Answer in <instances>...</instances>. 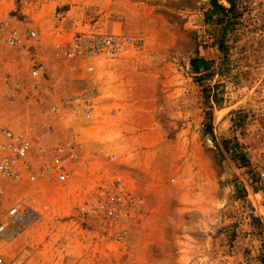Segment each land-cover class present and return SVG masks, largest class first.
<instances>
[{
  "label": "rangeland",
  "instance_id": "1",
  "mask_svg": "<svg viewBox=\"0 0 264 264\" xmlns=\"http://www.w3.org/2000/svg\"><path fill=\"white\" fill-rule=\"evenodd\" d=\"M217 1L10 0L1 8V19L38 31L35 51L51 64L55 44L68 47L78 34L134 41L122 56L96 59L85 82L67 74L66 90L52 75L57 93L95 83L123 111L83 186L90 192L119 173L143 192L144 207L117 244L119 228L82 222L88 190L75 179L58 186L5 264H133L129 252L134 264H264V0ZM194 59L209 70L196 73ZM34 120L44 128L42 116ZM42 128L48 142L74 134Z\"/></svg>",
  "mask_w": 264,
  "mask_h": 264
},
{
  "label": "built area",
  "instance_id": "2",
  "mask_svg": "<svg viewBox=\"0 0 264 264\" xmlns=\"http://www.w3.org/2000/svg\"><path fill=\"white\" fill-rule=\"evenodd\" d=\"M9 1L0 0V10ZM39 41L33 28L22 27L16 19L0 18V264L11 258L12 246L28 230L42 223V213L58 186L75 179L81 186L89 183L90 165L104 155L103 147L112 145L110 139L119 126L116 115L123 113L113 108L109 93L95 83L71 96L57 93L53 71L66 90L72 80L67 74L76 73L74 81L85 82L86 75L94 74L98 67L96 59L117 58L134 47L128 37L78 34L68 47L55 44L51 64L36 52ZM38 115L44 128L34 120ZM65 116L73 120L69 126H65ZM41 128L45 133L65 128L74 134L48 142L42 140ZM94 184L90 192L81 188L88 192L81 193L79 217L109 231L119 228L113 239L124 245L136 218L144 213L137 197L142 191L119 173L102 176ZM127 256L134 264L135 254Z\"/></svg>",
  "mask_w": 264,
  "mask_h": 264
},
{
  "label": "trees",
  "instance_id": "3",
  "mask_svg": "<svg viewBox=\"0 0 264 264\" xmlns=\"http://www.w3.org/2000/svg\"><path fill=\"white\" fill-rule=\"evenodd\" d=\"M211 1H212L213 6H215L216 8H219L217 0H211ZM192 67L196 73H200L201 71H208L210 68V65L204 59H194L192 61Z\"/></svg>",
  "mask_w": 264,
  "mask_h": 264
},
{
  "label": "bare ground",
  "instance_id": "4",
  "mask_svg": "<svg viewBox=\"0 0 264 264\" xmlns=\"http://www.w3.org/2000/svg\"><path fill=\"white\" fill-rule=\"evenodd\" d=\"M17 261H15V263H16ZM12 263V262H11ZM7 264H10V262L9 263H7ZM17 264V263H16Z\"/></svg>",
  "mask_w": 264,
  "mask_h": 264
}]
</instances>
